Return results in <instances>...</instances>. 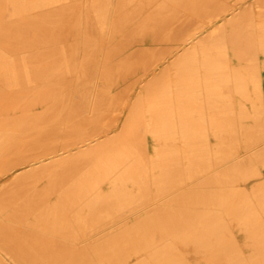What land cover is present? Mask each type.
I'll list each match as a JSON object with an SVG mask.
<instances>
[{
  "label": "bare ground",
  "instance_id": "6f19581e",
  "mask_svg": "<svg viewBox=\"0 0 264 264\" xmlns=\"http://www.w3.org/2000/svg\"><path fill=\"white\" fill-rule=\"evenodd\" d=\"M263 9L0 0V264H264Z\"/></svg>",
  "mask_w": 264,
  "mask_h": 264
},
{
  "label": "rangeland",
  "instance_id": "374dc122",
  "mask_svg": "<svg viewBox=\"0 0 264 264\" xmlns=\"http://www.w3.org/2000/svg\"><path fill=\"white\" fill-rule=\"evenodd\" d=\"M263 12H264V9H263ZM264 14V13H263ZM118 18V17H117ZM179 25V24H178Z\"/></svg>",
  "mask_w": 264,
  "mask_h": 264
}]
</instances>
